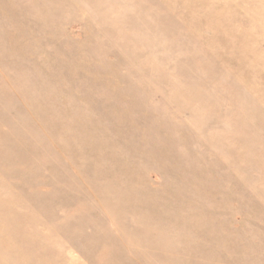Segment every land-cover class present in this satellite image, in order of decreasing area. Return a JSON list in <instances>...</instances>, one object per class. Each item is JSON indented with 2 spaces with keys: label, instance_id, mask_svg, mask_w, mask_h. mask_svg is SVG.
Returning a JSON list of instances; mask_svg holds the SVG:
<instances>
[{
  "label": "rangeland",
  "instance_id": "obj_1",
  "mask_svg": "<svg viewBox=\"0 0 264 264\" xmlns=\"http://www.w3.org/2000/svg\"><path fill=\"white\" fill-rule=\"evenodd\" d=\"M0 264H264V0H0Z\"/></svg>",
  "mask_w": 264,
  "mask_h": 264
}]
</instances>
